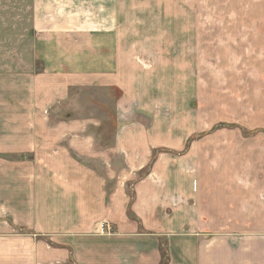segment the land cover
<instances>
[{
    "label": "crops",
    "instance_id": "0c3cea01",
    "mask_svg": "<svg viewBox=\"0 0 264 264\" xmlns=\"http://www.w3.org/2000/svg\"><path fill=\"white\" fill-rule=\"evenodd\" d=\"M33 3L42 71L14 83L49 85L53 101L65 95L57 85L109 86L123 93L118 109L127 110L140 96L127 74V0ZM259 21L249 24L256 27L244 49L238 39L207 45L199 30L193 42L194 29L183 35L182 90L194 93L197 107H184L180 129L166 142L128 143L132 157L141 156L129 161L136 171L162 143L181 152L161 155L143 178L124 166L125 141L101 144L80 134L62 146L80 125L40 126L37 132L48 133L36 142L41 166L23 173L21 192H9L0 264H264V197L253 213L252 194L264 190V13ZM207 59L219 76L200 70ZM239 60L243 72L233 75Z\"/></svg>",
    "mask_w": 264,
    "mask_h": 264
},
{
    "label": "rangeland",
    "instance_id": "374dc122",
    "mask_svg": "<svg viewBox=\"0 0 264 264\" xmlns=\"http://www.w3.org/2000/svg\"><path fill=\"white\" fill-rule=\"evenodd\" d=\"M34 13L33 0H0V221L8 223L9 211L5 207L9 205V192H21L23 173L36 172L41 166L38 162L41 149L36 142L44 138L39 135L48 133L37 132L40 126L80 125L83 132L65 133L62 146L81 135L83 140L89 137L101 144L117 141V138L125 141L126 151L121 153L126 159L124 166L139 179L152 170L161 155L180 156V151L170 150L162 143L152 149L147 167L136 171L130 167L129 161H139L141 156L133 158L128 143L138 147L146 141L150 145L166 142L167 137L171 139L173 129H180L184 107H197L194 93L182 90L181 44L183 40L189 41L187 37L183 39V35L194 29L196 32L190 37L193 42L199 30L207 45L213 46L216 42L239 45L242 42L238 47L244 49L248 40L251 43V28L256 27L249 24L260 23L264 0H133L132 3L127 0V74L132 73L136 92H139L137 95H140L138 99H131L127 110L118 109L117 100L123 93L109 86L57 85L65 95L53 101L49 85L14 83L15 76L42 71L34 53ZM254 34L257 36L258 31ZM241 62L239 60L238 67L234 63L231 74L243 72ZM200 70L206 76L221 74L209 59L203 62ZM129 79L127 76V81ZM126 95L132 97L136 93L133 95L128 91ZM153 125L157 126L154 133L153 129L150 130ZM134 126H141L142 130L138 131ZM224 126L223 123L218 127ZM15 128L18 131L13 132ZM63 129L58 140L62 139ZM12 142L20 144L11 147ZM134 182L133 179L127 184L131 201ZM252 194L255 200L253 213H256L259 212V203L263 202L264 190Z\"/></svg>",
    "mask_w": 264,
    "mask_h": 264
},
{
    "label": "built area",
    "instance_id": "2783aa9c",
    "mask_svg": "<svg viewBox=\"0 0 264 264\" xmlns=\"http://www.w3.org/2000/svg\"><path fill=\"white\" fill-rule=\"evenodd\" d=\"M105 230H107V232H111L112 231V229H111V227L109 225H106Z\"/></svg>",
    "mask_w": 264,
    "mask_h": 264
}]
</instances>
